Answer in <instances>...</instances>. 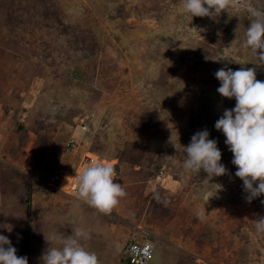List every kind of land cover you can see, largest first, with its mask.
I'll list each match as a JSON object with an SVG mask.
<instances>
[{
  "label": "rangeland",
  "instance_id": "rangeland-1",
  "mask_svg": "<svg viewBox=\"0 0 264 264\" xmlns=\"http://www.w3.org/2000/svg\"><path fill=\"white\" fill-rule=\"evenodd\" d=\"M250 8L264 0L214 18L192 17L182 0H0V235L18 256L38 264L49 247L39 229L66 197L47 178L89 153L127 193L112 210L121 231L155 235L150 264H264V195L247 201L215 128L236 105L217 92L218 69L254 68L264 82V63L243 47ZM204 129L223 176L184 168L182 145Z\"/></svg>",
  "mask_w": 264,
  "mask_h": 264
},
{
  "label": "clouds",
  "instance_id": "clouds-1",
  "mask_svg": "<svg viewBox=\"0 0 264 264\" xmlns=\"http://www.w3.org/2000/svg\"><path fill=\"white\" fill-rule=\"evenodd\" d=\"M238 0H182V9L192 17H217L223 11L236 7ZM206 5V6H205ZM253 19L247 27L243 47L250 48L264 63V10L250 8ZM220 81L217 92L225 98H235L234 108L225 109L215 122V128L226 137L225 143L233 153L235 173L243 181L249 203L264 195V82L257 79L254 68H220L214 73ZM207 129L196 132L191 142L183 146L186 159L184 168L195 174L203 170L208 177L227 174L221 163L222 152L217 141L209 138ZM116 181V170L111 164L90 162L78 175V200L87 203L101 213L109 214L126 196L121 183ZM257 228L264 230V217L256 221ZM42 254V264H100L95 252L89 251L85 243L90 234L84 229H73L72 235L51 238ZM59 240L61 247L52 246ZM7 246V247H6ZM0 264H28L26 256H18L11 240L0 235Z\"/></svg>",
  "mask_w": 264,
  "mask_h": 264
},
{
  "label": "crops",
  "instance_id": "crops-1",
  "mask_svg": "<svg viewBox=\"0 0 264 264\" xmlns=\"http://www.w3.org/2000/svg\"><path fill=\"white\" fill-rule=\"evenodd\" d=\"M2 189L3 188L0 183V205L3 202ZM62 199L63 201L60 202L61 205L58 207L57 205L55 206V210L51 212L49 217H46L44 225L41 226L39 230H42L45 233L49 232L48 236L50 238L53 235H56L57 237L72 235L73 229L87 230L90 234V239L87 241H82V243L86 244L89 251L95 252L97 254L100 264H124L123 261H126V258L123 254V250L126 243L130 240H141L143 238L142 228H139V225L136 226L139 229L136 230V233H125L124 231H121L122 227H119L121 225V219L119 220L117 214L112 211L109 214L101 213L95 208L88 206L87 203H83L67 195L66 197L62 196ZM29 204L30 203H28V206ZM61 208L62 212L59 213L58 209ZM31 209L32 207L28 212H30L32 216ZM74 224H76V226ZM152 236L155 235L152 234ZM181 238L183 239L182 236ZM181 238L179 239L177 236L174 237L173 235H168L162 238V240L167 244L177 247L179 250L183 251L181 247H183L182 244L184 243V240ZM171 240H175L179 244L174 243ZM52 246L61 247L59 240L57 239L56 241H52ZM156 246L157 245L155 243V248ZM41 248L45 249V247L40 245L38 251H35V255L36 252H38L42 257ZM37 263L42 264L40 257Z\"/></svg>",
  "mask_w": 264,
  "mask_h": 264
},
{
  "label": "built area",
  "instance_id": "built-area-1",
  "mask_svg": "<svg viewBox=\"0 0 264 264\" xmlns=\"http://www.w3.org/2000/svg\"><path fill=\"white\" fill-rule=\"evenodd\" d=\"M76 139L71 138L67 146L76 148ZM90 162L106 163V160L94 154H87L84 156L74 171L58 170L48 177V186L59 190L69 197L76 200V192L78 191V175L82 172L83 168ZM81 201V200H78ZM83 202V201H81ZM85 203V202H83ZM152 234L148 231H143V238L141 240H130L126 243L123 254L126 258L127 264H150L155 253V242L152 240Z\"/></svg>",
  "mask_w": 264,
  "mask_h": 264
},
{
  "label": "trees",
  "instance_id": "trees-1",
  "mask_svg": "<svg viewBox=\"0 0 264 264\" xmlns=\"http://www.w3.org/2000/svg\"><path fill=\"white\" fill-rule=\"evenodd\" d=\"M16 113V111L14 112V114ZM29 195H30V193H29ZM30 199V196H29V198H28V200ZM30 204H29V206H28V211H30ZM30 232H31V214H30V212H28V216H27V236L29 237V235H30Z\"/></svg>",
  "mask_w": 264,
  "mask_h": 264
}]
</instances>
